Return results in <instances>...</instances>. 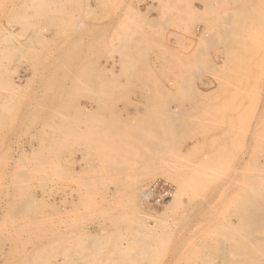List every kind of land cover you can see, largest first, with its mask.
Segmentation results:
<instances>
[{"label":"rangeland","instance_id":"obj_1","mask_svg":"<svg viewBox=\"0 0 264 264\" xmlns=\"http://www.w3.org/2000/svg\"><path fill=\"white\" fill-rule=\"evenodd\" d=\"M0 70V264H264V0H0Z\"/></svg>","mask_w":264,"mask_h":264},{"label":"crops","instance_id":"obj_2","mask_svg":"<svg viewBox=\"0 0 264 264\" xmlns=\"http://www.w3.org/2000/svg\"><path fill=\"white\" fill-rule=\"evenodd\" d=\"M144 11V10H143ZM123 14H124V10L123 9H120V10H115V11H110V15H108V17L110 16V22H107L106 23V29L105 31L106 32H122V23L121 22V19L123 17ZM150 19L151 18H154L156 17V14H150L148 16ZM146 69V68H145ZM118 70V68H117ZM84 108H88L90 112H100L102 111L101 109H99L98 107L96 106H93V105H82ZM155 106H150L149 109H154ZM144 111V108L142 107H139V108H134V107H128L125 112H130V113H134V112H143ZM54 160V159H53ZM76 160L79 161L80 160V154H78L76 156ZM81 167L79 164L76 165V168H79ZM176 252L177 250H174V252L172 254H168V257L169 258L171 255H176Z\"/></svg>","mask_w":264,"mask_h":264},{"label":"built area","instance_id":"obj_3","mask_svg":"<svg viewBox=\"0 0 264 264\" xmlns=\"http://www.w3.org/2000/svg\"><path fill=\"white\" fill-rule=\"evenodd\" d=\"M171 190L172 188L167 182L156 181L145 188L142 198L149 206L159 207L170 198Z\"/></svg>","mask_w":264,"mask_h":264},{"label":"bare ground","instance_id":"obj_4","mask_svg":"<svg viewBox=\"0 0 264 264\" xmlns=\"http://www.w3.org/2000/svg\"><path fill=\"white\" fill-rule=\"evenodd\" d=\"M227 2V1H226ZM176 7V6H175ZM16 16V15H15ZM224 20V19H223ZM225 21V20H224ZM224 21H222V22H224ZM226 22V21H225ZM25 24V23H24ZM20 25V24H19ZM211 25V24H210ZM216 26H217V24H216ZM216 28V27H215ZM26 30V29H25ZM33 32V31H32ZM38 35V34H37ZM210 36V35H209ZM28 38V37H27ZM212 38V37H211ZM211 38H210V40H211ZM32 39H34V38H32ZM212 40H214V39H212ZM211 42V41H210ZM22 48V47H21ZM5 49V48H4ZM21 51V50H20ZM21 53V52H20ZM22 54V53H21ZM13 55V54H12ZM8 58V57H7ZM7 60V59H6ZM11 62V61H10ZM8 65V64H7ZM1 71V70H0ZM201 71V70H200ZM193 72V71H192ZM197 72V71H196ZM195 72V73H196ZM2 73V72H1ZM10 73H12V72H10ZM190 73V72H189ZM4 74V73H3ZM4 87H5V85H4ZM11 89V88H10ZM148 144H150V143H148ZM59 148V147H58ZM57 148V149H58ZM55 149V148H54ZM54 155V154H53ZM56 159V158H55ZM54 159V160H55ZM60 159V158H59ZM50 160V159H49ZM44 161V160H43ZM51 162V161H50ZM53 166H54V164H53ZM59 170V169H58ZM24 173V172H23ZM26 190V189H25ZM145 192V189L140 193V197H142V196H144V193ZM29 194V193H28ZM20 195V194H19ZM134 200V199H133ZM21 205H23V204H21ZM21 205H19V206H21ZM19 206L17 207V210H18V208H19ZM25 206V205H24ZM23 206V207H24ZM25 208V207H24ZM27 208V207H26ZM25 212V211H24Z\"/></svg>","mask_w":264,"mask_h":264}]
</instances>
